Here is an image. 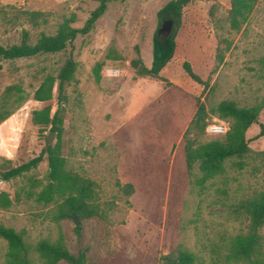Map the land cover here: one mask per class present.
<instances>
[{"label":"rangeland","instance_id":"obj_1","mask_svg":"<svg viewBox=\"0 0 264 264\" xmlns=\"http://www.w3.org/2000/svg\"><path fill=\"white\" fill-rule=\"evenodd\" d=\"M99 1L0 0V45L18 44L23 32L34 44L71 15L72 26L81 28ZM170 1L111 0L94 29L75 40L77 68L66 87L61 152L67 171L92 183L95 214L75 225L70 216L59 218L58 197L48 204L35 200L48 183L43 161L23 177L0 182V191L13 201L0 210V225L23 231L28 244L61 236L71 254L84 253L86 264H164L180 249L195 256L194 264H224L229 238L246 229L248 221L235 206L264 189V160L251 154L242 159V170L233 164L238 159L227 160L221 175L200 183L198 165L190 174L186 170L182 136L197 100L208 113L206 122L226 130L230 121L211 114L220 103L249 108L264 100V0H258L239 32L227 30L229 0H191L182 10L173 58L160 78H138L130 62L140 57L150 68L157 13ZM215 18L223 30L216 29ZM171 30L172 25L160 34ZM221 35L231 47L218 65ZM63 61L64 55L55 54L2 62L0 100L8 87H19L22 102L0 123V162L18 166L46 144L49 130L41 134L31 123L32 112L40 108L33 94L46 75H57ZM99 63L104 66L97 81ZM183 63L206 88L187 76ZM108 69L118 73L108 76ZM260 124L264 109L246 132L255 153L264 151ZM224 135L204 132L198 142ZM5 253L0 239V264ZM31 258L41 264L36 254Z\"/></svg>","mask_w":264,"mask_h":264},{"label":"trees","instance_id":"obj_2","mask_svg":"<svg viewBox=\"0 0 264 264\" xmlns=\"http://www.w3.org/2000/svg\"><path fill=\"white\" fill-rule=\"evenodd\" d=\"M111 0H100L99 5L90 13L81 28H75V15L65 18L53 35L41 34L34 44L29 43L26 32L21 35L18 44L0 45V70L2 62L29 59L44 55H64V61L56 76L46 75L33 94V100L40 108L31 114V123L43 134L46 130L55 134V143L44 145L40 153L32 159L15 167H9V161L0 162V182L23 177L35 170L40 163L46 161L48 183L38 193L35 200L48 204L55 197L61 199L59 218L75 215L77 221L88 219L95 214L91 205L93 198L92 183L84 180L66 169V161L62 156L61 137L63 132L64 104L67 101L66 87L73 79L77 68L74 60L73 47L77 37L88 35L96 22L106 11ZM191 0H172L157 13V28L152 37V63L146 68L140 57L130 62L136 77L159 79L161 71L172 60L176 48V35L181 25L182 10ZM214 1V0H206ZM258 0H229V10L225 19L227 30L239 32L246 24ZM213 16V12H211ZM217 30H223L221 20L214 19ZM172 23V30L167 35L159 34L162 24ZM231 42L227 38L217 37L215 61L223 63L225 54L230 50ZM139 55L138 48H135ZM104 65L96 64L94 74L100 80V72ZM187 76L198 85L206 88L202 81L191 69L188 63H183ZM21 89L8 87L0 100V123L8 119L22 102ZM264 109V100L249 107L239 108L232 102H222L211 111L218 119L230 121L229 128L222 139H213L199 143L198 137L205 132L208 125V113L204 105L197 100L196 111L183 133L184 160L187 172L190 174L195 165L201 173L198 179L204 183L224 172L227 160L238 159L233 164L238 170L244 168L243 158L254 155L264 160V151L252 152L246 139L247 130L258 123V117ZM258 137L264 136V124L259 125ZM128 193L132 187L127 186ZM28 196L31 194L27 193ZM13 204L10 196L0 191V210L6 211ZM235 212L243 216L248 225L244 232L229 238L224 255V264H264V189L255 191L235 206ZM76 232L80 230L77 227ZM0 239L6 243L5 264H33L31 254L37 255L41 264H86L85 255L79 252L73 255L69 252L65 241L60 236L56 241L41 240L35 245L28 244L23 231L0 225ZM195 256L185 250H178L176 256H166L164 264H194Z\"/></svg>","mask_w":264,"mask_h":264},{"label":"built area","instance_id":"obj_3","mask_svg":"<svg viewBox=\"0 0 264 264\" xmlns=\"http://www.w3.org/2000/svg\"><path fill=\"white\" fill-rule=\"evenodd\" d=\"M117 73H118L117 71H112L109 69L106 71V74L108 76H114ZM226 132L227 130L224 127V125H220V124H208L205 129V133L208 135H224Z\"/></svg>","mask_w":264,"mask_h":264},{"label":"water","instance_id":"obj_4","mask_svg":"<svg viewBox=\"0 0 264 264\" xmlns=\"http://www.w3.org/2000/svg\"><path fill=\"white\" fill-rule=\"evenodd\" d=\"M171 25H172L171 22H165V23H163L161 29L159 30V34H160V32H161L162 30H164V29L169 30L170 27H171ZM54 136H55V134H53V133H49V134L47 135V141H46L47 145H49V144L51 143V141H52V139L54 138ZM70 218L73 220V223H74L75 225H78V221L75 219V215H74V214H72V215L70 216Z\"/></svg>","mask_w":264,"mask_h":264}]
</instances>
